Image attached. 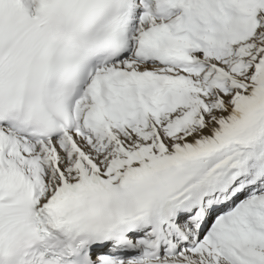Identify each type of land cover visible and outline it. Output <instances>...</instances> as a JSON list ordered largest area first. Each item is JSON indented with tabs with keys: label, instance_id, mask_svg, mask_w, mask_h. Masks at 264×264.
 Listing matches in <instances>:
<instances>
[{
	"label": "bare ground",
	"instance_id": "obj_1",
	"mask_svg": "<svg viewBox=\"0 0 264 264\" xmlns=\"http://www.w3.org/2000/svg\"><path fill=\"white\" fill-rule=\"evenodd\" d=\"M162 1H174L173 4L182 1L177 8L180 9V16L172 17L173 22L167 24V21H163L137 33L132 31L135 39L147 36L157 41L147 51L149 59L141 52V44L136 42L129 60L120 59L106 68L98 69L96 77L102 80L105 76L112 78L103 82L104 92L97 102L90 100L87 90L82 100L72 108L71 112L77 120L70 131L46 141L31 140L8 131L9 136L5 141L15 151H2L4 159L0 162V169L14 167L32 180L38 208L55 195L62 201L112 193H131L141 198L149 185L163 182L164 188L156 194L155 200L169 213L173 207L179 208L174 218L169 219L163 228L151 224L147 219L150 207L144 205L133 211L127 221L137 225L145 220L148 225L145 232L141 233L136 228L132 235L127 236V243L124 244L113 239L116 224L103 223L100 239L108 243L92 247L99 256L97 261L104 260L105 264H194L193 257L198 255L206 264H220L225 258L230 263L238 264L234 260L238 254L232 248L236 245L233 239L225 243L228 245L225 251L215 243L230 239L239 232L244 221L258 222V215L264 214V203H260L258 210L252 208L254 200L264 193V187H259L264 180V76L258 75L239 85L235 84L243 88L237 99L225 98L223 107L215 111L212 118L201 121L195 130L182 135L191 116L186 118L179 115L181 117L173 124L169 116L173 118L183 104L191 102L197 95L185 90L170 69L186 68L184 65L175 66L183 61L191 65L188 69L190 72L198 63L191 53L186 52L187 48L191 52L200 49L208 53L212 47L222 43V38L212 33L215 30L212 27L224 24L219 19L227 7L214 9L213 14L220 16L211 20L212 24L207 23L208 17H203L205 28L202 25L196 28L195 24L200 23L201 19L193 17L194 8L186 7L189 0H154L152 5L156 7ZM196 1L203 7L200 9L208 11L207 0ZM229 1L211 2L230 5ZM231 1L247 7L245 0ZM27 2L37 9L40 0ZM258 4L256 2L254 8H258ZM138 10L140 16L136 19L145 21L149 14L144 13L141 6ZM248 14L245 15L246 21L250 19ZM180 17L183 25L179 23ZM158 27H164V32L159 33ZM237 30L244 34L247 32L240 27ZM182 31L187 33L178 36ZM253 31L251 29L248 35ZM191 34H194L193 38ZM169 51L178 55L169 58L166 55ZM143 58L153 63H147ZM235 74L243 77L239 72ZM140 75L142 77L139 79ZM218 75L214 73V76ZM127 83H131L129 88L124 87ZM109 87L114 92H109ZM117 94L119 98L116 101L105 104L106 114L100 121L97 124L92 122V110L106 101L108 95L114 97ZM153 95L156 96L155 100L152 99ZM86 119H89L88 123H85ZM126 119L131 121L127 122ZM154 130L157 148L149 144L148 139ZM167 131L172 135L171 139L165 138ZM102 151H108V154ZM182 172L187 173L178 179L172 178ZM247 185L250 189L243 191L242 188ZM68 186H74V194L67 196L58 193ZM237 194L239 196L232 204L235 206L229 210L228 203ZM193 207L195 211H192ZM183 212H187L189 219L180 229L176 219L180 220ZM198 213L200 223L206 224L211 218L210 226L214 228L211 232L217 239L215 242L209 240L205 233L198 237L192 222ZM230 219H235L237 225L230 228ZM179 233L193 235L191 243H181L177 237ZM249 243L241 250L245 253L244 257L251 253L261 255L255 248L256 243ZM191 246H196L194 251H191ZM178 254L183 258H177ZM242 262L247 264L244 259Z\"/></svg>",
	"mask_w": 264,
	"mask_h": 264
},
{
	"label": "rangeland",
	"instance_id": "obj_2",
	"mask_svg": "<svg viewBox=\"0 0 264 264\" xmlns=\"http://www.w3.org/2000/svg\"><path fill=\"white\" fill-rule=\"evenodd\" d=\"M209 1L210 2H208L207 0L206 2L209 4V5L207 4L208 11H203L204 9L203 10L197 9L199 10V12H196L197 14L195 13L193 17H196L199 20L201 19L199 21L200 23L197 22L198 25L197 27L201 28L202 25V28H205L206 21L202 19L203 17L205 19L206 17H208L207 23L209 21V23L212 24L213 19H218L220 16V14L219 15L213 14L217 10V8L220 7V9L221 8L224 9L225 7H227L224 9L225 10V13L223 14L224 16L221 15L219 19V20H223L221 22H224V24H222L220 27L219 26L212 27L215 28V30L213 29V34L216 33L220 37H222V43L215 47H212L211 50L208 51V53L206 52L207 54L201 51L200 49L194 50L196 52L193 53V56L195 57L197 63H199L200 65L203 64L202 67L199 66L200 68H196L194 70L192 69L193 71L190 72L188 70L185 71L171 70L172 75L173 76L175 75L176 78L179 79V82H181V86H183L186 90L189 91L192 90L190 92H193V94L196 93L195 95H197V97H194V99L191 102L183 104L182 105L183 107L176 115H174L173 118L172 116H169L170 117L169 121L172 122V124L178 120V117L191 116V119H189L188 124L186 126L185 132L181 133L182 135L192 130H195L198 127V125H200L201 121L207 118H212L214 112L217 110L219 111L223 107L225 98H230L232 100L235 98L237 99L240 96L241 92H243V88L237 86L239 85V83L249 81L250 79H254L258 75L264 76V0H259V1L245 0L244 2L247 1L246 2L247 7H245V5L235 3L234 1L232 2L231 0L229 1V3L231 2L230 3L231 6L225 5L221 2L220 3L213 2L214 3L213 4L211 2L212 0ZM253 2L255 4L256 2H258L260 4V5L258 4V8L255 7L257 9L254 8L255 4ZM190 3L187 4V8H189L190 6H191L190 8L192 9L193 8L196 9V6H198L199 8H203L202 6H199L198 3H196V0H190ZM248 13L250 14V19L246 21L245 15H247ZM158 16L159 15L152 16L150 21L146 22L143 25V27L148 28L149 23L153 22L154 20H157ZM230 16L231 18L229 19ZM239 27L241 30L245 29L243 31H247V32H245V34L244 32L241 33L240 31L237 30L239 29ZM251 29H253L254 31L251 35H248ZM187 51L191 53L189 50ZM144 60L147 61V63H153L151 61L148 62L149 60L146 59ZM205 71H206V75H204ZM238 72L241 73L243 77L241 75L235 74ZM261 72H263V74ZM214 73H219V75L214 76ZM156 135H157L156 131L154 130V132L149 136L148 139H149V144L153 146L155 145V147L157 148L158 141ZM166 135H167V137H165L166 139L168 137L171 139L172 135H170L169 131L166 132ZM173 140L175 141L176 139ZM142 146L144 147L145 144L143 143ZM103 153L106 155L108 154V151ZM262 186L264 187V183H261L259 187ZM248 188L249 186H246L244 188V191L247 190ZM237 198L238 195L237 197H235V199H233L230 202V205H232L237 200ZM263 201H264V193H261L260 196L257 199H255L254 202L252 203V208L254 210H258L259 209L258 204ZM234 206L235 205H233V208ZM228 208L229 210H232L231 206H229ZM214 217L215 215L213 216V218ZM238 238H239L238 240L237 238H235V241L237 240L238 247L239 248L244 247L245 242L243 240H240L243 239V237L241 238L238 237ZM249 245L250 243L247 244V246ZM240 255H243V253H240ZM176 256L179 259L183 258L182 255L179 254ZM193 259L194 260L192 262L193 263L195 262L194 264H203V263L206 264L204 259L202 260V258L198 257V255L194 256ZM228 260H229L228 258H225V260L220 261V264H233L230 263V260L229 261Z\"/></svg>",
	"mask_w": 264,
	"mask_h": 264
}]
</instances>
